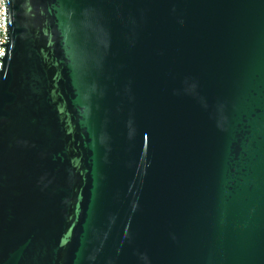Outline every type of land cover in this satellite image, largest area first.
Instances as JSON below:
<instances>
[{
  "label": "water",
  "instance_id": "95a60500",
  "mask_svg": "<svg viewBox=\"0 0 264 264\" xmlns=\"http://www.w3.org/2000/svg\"><path fill=\"white\" fill-rule=\"evenodd\" d=\"M0 264H264V0H5Z\"/></svg>",
  "mask_w": 264,
  "mask_h": 264
},
{
  "label": "built area",
  "instance_id": "2783aa9c",
  "mask_svg": "<svg viewBox=\"0 0 264 264\" xmlns=\"http://www.w3.org/2000/svg\"><path fill=\"white\" fill-rule=\"evenodd\" d=\"M7 31H6V6L5 0H0V44H6ZM5 54V47L0 46V58H3ZM2 67V61L0 60V70Z\"/></svg>",
  "mask_w": 264,
  "mask_h": 264
}]
</instances>
